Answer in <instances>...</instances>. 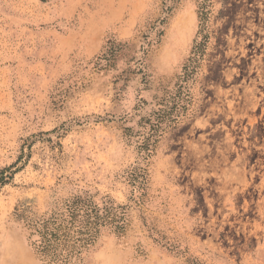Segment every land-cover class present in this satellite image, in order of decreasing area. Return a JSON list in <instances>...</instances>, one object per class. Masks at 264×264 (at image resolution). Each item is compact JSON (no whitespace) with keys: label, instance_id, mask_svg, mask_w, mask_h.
Here are the masks:
<instances>
[{"label":"rangeland","instance_id":"rangeland-1","mask_svg":"<svg viewBox=\"0 0 264 264\" xmlns=\"http://www.w3.org/2000/svg\"><path fill=\"white\" fill-rule=\"evenodd\" d=\"M208 4L0 0V264H41L17 214L82 190L126 208L83 264H264V0ZM195 42L185 110L143 158Z\"/></svg>","mask_w":264,"mask_h":264},{"label":"trees","instance_id":"trees-1","mask_svg":"<svg viewBox=\"0 0 264 264\" xmlns=\"http://www.w3.org/2000/svg\"><path fill=\"white\" fill-rule=\"evenodd\" d=\"M208 1L201 0L203 15L207 12ZM201 54V44L195 42L193 57L182 67L169 104L158 109L153 121H146L147 132L139 144L143 158L150 155V146L159 131L173 123L185 110V82L195 72L196 66L193 63L198 61ZM146 179V170L140 164H136L128 172V181L135 193L133 195L137 194L135 198L144 194ZM125 209V206L115 204L111 198L95 200L94 194L82 190L64 198L43 215L32 218L28 214V208H23L17 217L26 223L29 244L41 264H83L86 255L104 231H124ZM191 264L200 263L194 261Z\"/></svg>","mask_w":264,"mask_h":264}]
</instances>
